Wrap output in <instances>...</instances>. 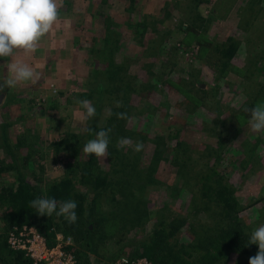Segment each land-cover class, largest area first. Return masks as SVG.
I'll return each mask as SVG.
<instances>
[{"label": "rangeland", "instance_id": "rangeland-1", "mask_svg": "<svg viewBox=\"0 0 264 264\" xmlns=\"http://www.w3.org/2000/svg\"><path fill=\"white\" fill-rule=\"evenodd\" d=\"M60 3L59 22L40 42L37 51L17 54V59L28 62L40 72V80L0 93L4 96L0 104V159L15 163L17 158L14 168L23 166L20 170L40 188L59 181L69 168H79L78 162L86 163L89 157L83 147L94 131H83L82 128L95 130V125L106 124L112 114L111 95L105 94L101 98L100 107L94 105L96 116L87 121L80 120L79 113L84 110L76 101L80 100L81 93L89 92L95 86L98 80L95 72L100 63L105 70L111 60L119 64L124 56L145 58L134 59L130 72L136 74L133 85H137L135 90L131 87L134 90L132 104L148 113L138 115L133 109L131 113L134 114L125 121L123 129H142V132L151 133V136L159 137V143L168 146L169 151L151 167L153 155L158 154L160 145L156 149L153 142L142 141L137 134L131 138L132 147L118 149L115 143L120 137L115 143L111 137L110 155L105 159L94 155L95 167L98 172L111 171L115 165L112 162L115 147L117 154L125 155L134 153L135 143L142 141L144 147L138 152L140 159L134 165L141 169L147 166V171L149 168L154 170L153 176L158 182L138 195L145 196L146 206L140 203L132 213L127 211L125 217H114L116 203L122 196L116 193L117 199H111L109 195L102 198L100 204L104 212L111 211L115 219L104 224V231H101L100 223L96 226L102 236H93L91 245L84 238L65 234L63 230H56V234L70 239L72 249L80 255L87 254L92 264H105L109 260L113 264H150L145 256H140L142 241L163 220L175 221L195 195L198 201L207 199L200 190L201 183H196L192 196L188 187H183L186 179L181 181L180 174H176L179 167L172 146L180 140L190 146H187V154L193 158V163L186 161V167L193 171L186 172L193 176L192 180L208 172L205 162L215 165L223 182L232 187L240 202L239 223L249 235L264 224V132L251 130L250 113L245 111L254 107V100L264 93V60H260L264 56V0H135L133 4L130 0H60ZM105 19L110 23V36V28L118 34L111 36L112 43L103 41ZM254 19L258 24L253 26ZM143 22L148 26V34L137 43L139 37L136 41L127 25ZM189 25H197V37L186 38L187 32L183 30ZM117 37L121 42H116ZM230 37L238 46L231 65L240 70L237 72L232 67L225 76L217 77L216 68L209 65L208 59L217 54V45L228 43ZM250 42H257L259 46L256 48V44ZM149 43L152 50L143 52ZM119 46L120 50H116ZM101 49L107 53H100ZM6 63L0 58V65ZM6 71L0 66V80L4 79ZM203 101V105H198ZM218 112L222 113V118L223 114L225 116L223 127L215 134L224 139L236 137L223 144L221 155L212 156L202 142L216 146L218 139L212 137L209 130H200L210 124ZM75 135L77 139L73 138ZM59 140L71 141V145L60 151L55 147ZM16 145L21 146L17 148ZM28 155H31L30 160L23 163ZM13 170L8 172L9 176L15 175ZM198 170H201L200 174ZM73 176L75 181L78 180L79 172ZM77 191L86 193L87 203L91 202L90 187L80 185ZM206 212L200 210L197 219H203L194 223V229L199 230L203 224L214 225L208 216H203ZM105 217L109 218L106 214ZM14 226L0 217V227L7 232ZM181 228L172 239L190 247L196 242L195 236L187 223ZM138 248L139 256L135 255ZM238 262L249 264V256L232 249L227 264Z\"/></svg>", "mask_w": 264, "mask_h": 264}, {"label": "trees", "instance_id": "trees-1", "mask_svg": "<svg viewBox=\"0 0 264 264\" xmlns=\"http://www.w3.org/2000/svg\"><path fill=\"white\" fill-rule=\"evenodd\" d=\"M130 2L133 4L135 0H130ZM255 20L257 19H254L253 23H251L253 26L254 24H258ZM109 24L108 20L105 19V30L102 33L104 36L103 41L112 43L111 36L114 37V35L118 34H116L117 31L115 29L112 31L110 28V36ZM143 25L145 28H142ZM127 27L134 33L132 35H134L135 40L137 41L138 39L137 43H140V39L144 37L145 34H148V26L144 22L140 25L137 23H129ZM195 28L197 29V25H189L185 30H183L187 32V39L197 37L198 32L195 31ZM228 40L229 42L226 44L217 45V54H212L208 59L209 65L216 68L217 77L225 76L232 67H234L237 72L240 70L238 67L231 65V61L237 53L238 46L236 42H234L233 37H230ZM116 42H121L120 37L116 38ZM150 43L146 46L143 52H149L151 49ZM142 44L145 45L144 41ZM250 44H256V48L259 46L257 42H250ZM116 50H120V46ZM99 52L102 54L107 53L102 49L99 50ZM152 54L153 52L150 53V55ZM109 58L112 59V57ZM138 58L142 60L144 57L138 56L134 59ZM134 59L129 56H124L123 60L119 64H116L111 60L108 68L105 70L101 68L102 63H100V66L95 63L96 66H99V68H96L95 72L97 75L95 78H98V80L95 81V86H93L89 92L81 93L79 95V99L91 100L96 107H100L102 105L100 104L101 98L105 94H110V104L112 105L111 117L107 120L104 126L97 127L95 125V131H99V128L107 129L111 127L113 131L110 136L112 137V142L114 143L117 141L118 137L123 136L133 138V136L139 134L140 140L153 142L155 147L157 146L156 149L161 146L160 151L157 150L158 154L154 153L153 155L154 161L150 166L152 167L153 165L154 167V165L163 157L162 154L169 151V147L164 146V143H159L161 140L159 137L151 136V133L142 132V129H130V131L126 128L123 129L126 120L118 119L115 115L117 112H124L127 113L129 118H131L134 114L131 113L133 109L136 110L138 115H145L148 113L147 111H144V109L134 108V104H132V94L137 86L133 85L135 83L133 79L136 78V74H132V72H130V67ZM260 60H264V56H261ZM131 87L132 89L134 88L133 91ZM263 100L264 93L261 92L254 102L257 104L258 102H263ZM116 101H121L122 107L117 108ZM204 103L205 102L203 101L198 103V105H203ZM224 116L225 114H223L222 118V113L218 112L215 116L216 119L214 118V121L212 120L210 124H206L205 127L200 130L205 132V129H207L210 131V135L212 137L218 139V143L216 144L218 148H216L215 145L210 146L206 144V142H202V145L209 148L212 156L221 155L222 148L224 146L223 144L233 138V136H231L224 139L221 135L217 136L218 134H215L218 129L223 127L222 123H224ZM118 134H122V136H118ZM179 134L181 135V132L177 134V137H179ZM235 137L236 135H234V138ZM73 138L77 139V136L75 135ZM93 138L94 133L90 136V139ZM8 143L9 142L6 138V145ZM186 143V141L182 142L180 140V142L174 144V147L172 146V152L174 153L173 156L175 155V162L179 167L176 174H180L178 175L181 181L186 179V181L183 182V187H188L192 196H194L192 191L196 183H201L202 187H200V190L202 191L203 196H206L205 198L207 199L200 201L206 202L205 204H202L197 200V195H195L188 208L184 212L179 213V216L175 221L166 222L163 220L162 223L153 232H151L145 240L142 241L140 246L143 252L140 254L138 252V248L136 249L135 255L139 256L140 254V256H145L150 264H220V262L221 264H227L228 257L232 249H238L241 253L243 252L249 256V258L250 256L252 257L256 255L258 252V245H248L250 238L248 230L241 223H239L240 220L237 218L238 212H240V202L234 196V190L231 189L232 187H230V185L223 182L221 172L219 173L216 166L209 164V162L204 163L207 166L206 171L208 170L205 176L203 173L200 177L197 175L194 178L195 180H192L193 176L186 172L193 171L192 168L187 169L186 167V161L193 163V158L187 154L188 147L190 148V146ZM19 144L22 145V143ZM68 145H71V141L59 140L55 143L56 149H59L60 151H65ZM18 146L16 145L17 148ZM128 151L131 152V150ZM114 153L115 156L112 162H114L115 165L111 171L108 172L100 170L98 172L95 167L93 154L92 156H88L89 160L86 163L82 162L79 164L78 162L77 164L79 165V168H69L65 174L66 176L61 178L59 181H54V183L49 184L46 188H40L35 184V182H32L33 179H30L28 174H25L20 170L23 166L14 168L17 164V158L14 159L16 164L14 161L12 162V160L11 162H8L7 160L0 159V217L15 225L26 224L30 227L36 228L47 238L48 245L50 247L55 245L57 236L56 230H63L65 234L80 236L81 239L84 238V241H86L87 244L91 245V238L95 235H101L98 227L96 228V226L100 223L99 226H101V231H104V224L107 225L115 219L112 218L111 211L109 213H105L101 208L100 201L102 198L110 195L111 199H117L116 193H120L122 198L116 203L114 217L119 215L125 217L127 211H131L129 214L132 213L136 207H139L140 203H143L142 205L146 206L144 203L145 196L143 195L139 197L138 195L148 188V186L158 183L153 176L154 170L149 168V171H147V166H145V169H141L139 166L134 165V163L139 161L140 153L134 152L123 155L118 152L117 154L116 147L114 149ZM30 156L31 155L26 156L23 163L28 162L30 160ZM24 166L26 165L24 164ZM12 169H15L13 171L16 173L13 176H9L8 172ZM71 170L74 175L76 172H79L80 177L78 180H74L75 178ZM200 171L201 170L197 171L198 174H200ZM80 185L90 187V192L93 193L91 202L87 203L88 196L86 193H80L77 191V188ZM45 196L48 198H55L58 202L75 200L77 202V208L75 210L77 220L70 223L64 216H57L55 213L51 216L38 215L36 209L30 206V202L37 197ZM261 200L262 199L257 200L255 204L259 203ZM218 207H221V209L217 210ZM202 209L207 210L203 216H208L207 218L212 220L211 224L214 225L203 224L199 230L198 228L194 229V223L199 219H197V217L199 214L201 215L200 210ZM97 211H99V213L101 212L100 215L98 213V216L96 215ZM142 211H144V209ZM105 214L108 215L109 218L105 217ZM200 219L202 220L203 218L200 217ZM129 220L130 218L128 221ZM188 220H191V223H188L190 222ZM234 221H236V223H234ZM186 223L189 225L191 234L192 236H195L196 241L190 247L186 244H179L172 239L175 235H177L178 231L182 229L181 227L186 225ZM223 223L226 225L220 228L219 225ZM7 234L9 235L7 229L0 227V264H34L25 252L12 249L9 246L7 242ZM68 248L76 255L78 264H92L87 254H81V256L78 252H75L72 249L74 248L72 245H69ZM105 264L113 263L109 260ZM238 264H242V262H238Z\"/></svg>", "mask_w": 264, "mask_h": 264}, {"label": "clouds", "instance_id": "clouds-1", "mask_svg": "<svg viewBox=\"0 0 264 264\" xmlns=\"http://www.w3.org/2000/svg\"><path fill=\"white\" fill-rule=\"evenodd\" d=\"M60 0H0V58L7 61L0 65L7 70L3 80H0V93L6 89L11 90L24 83L36 84L40 72L28 62L17 59V54L35 53L40 42L48 36L59 22ZM76 103L84 111L79 113L81 121L94 119L96 107L88 99L77 100ZM116 107H122L121 101H116ZM250 113V128L255 133L264 132V102H258L252 108H246ZM118 119H130L127 113L117 112ZM83 131H94V138L88 140L83 152L88 156L105 159L110 155L108 149L113 129L111 127L99 128L95 131L82 128ZM118 149L132 147L129 137H120L116 143ZM142 141L135 143L134 151H142ZM40 216H64L70 223L77 220L75 200L58 202L55 198L37 197L30 202ZM258 245L256 255L249 258V264H264V224L255 228L248 241V245Z\"/></svg>", "mask_w": 264, "mask_h": 264}, {"label": "built area", "instance_id": "built-area-1", "mask_svg": "<svg viewBox=\"0 0 264 264\" xmlns=\"http://www.w3.org/2000/svg\"><path fill=\"white\" fill-rule=\"evenodd\" d=\"M8 244L12 249L25 252L34 264H78L76 255L68 248L70 239L57 235L55 245L50 247L41 232L26 224L15 225L10 230Z\"/></svg>", "mask_w": 264, "mask_h": 264}, {"label": "water", "instance_id": "water-1", "mask_svg": "<svg viewBox=\"0 0 264 264\" xmlns=\"http://www.w3.org/2000/svg\"><path fill=\"white\" fill-rule=\"evenodd\" d=\"M3 95L2 94H0V104L2 103V101H3Z\"/></svg>", "mask_w": 264, "mask_h": 264}]
</instances>
